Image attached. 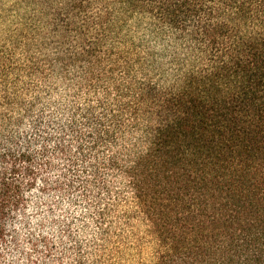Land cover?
<instances>
[{
    "label": "trees",
    "instance_id": "1",
    "mask_svg": "<svg viewBox=\"0 0 264 264\" xmlns=\"http://www.w3.org/2000/svg\"><path fill=\"white\" fill-rule=\"evenodd\" d=\"M109 4L106 26L132 22L161 52L123 41L106 69L89 63L60 127L74 154L60 140L55 153L105 192L118 175L161 242L153 264H264V0ZM18 123L0 114V244L50 166Z\"/></svg>",
    "mask_w": 264,
    "mask_h": 264
},
{
    "label": "rangeland",
    "instance_id": "2",
    "mask_svg": "<svg viewBox=\"0 0 264 264\" xmlns=\"http://www.w3.org/2000/svg\"><path fill=\"white\" fill-rule=\"evenodd\" d=\"M116 1L0 0V114L19 121V136L37 162L40 147L46 146L50 163L40 171L24 211L7 225L0 244L3 264L154 263L161 242L136 218L118 175H102L105 192L86 165L75 163L76 172H71L66 159L55 153L60 140L74 154L71 137L60 127L76 97L82 98L76 92L89 63H97L91 71L106 69L108 57L117 54L123 41L142 40L161 52L130 28L132 22L121 30L107 16L104 24L105 3L116 9ZM113 23L117 26L110 27ZM64 63L67 73L62 74ZM102 209L108 212L100 222Z\"/></svg>",
    "mask_w": 264,
    "mask_h": 264
}]
</instances>
